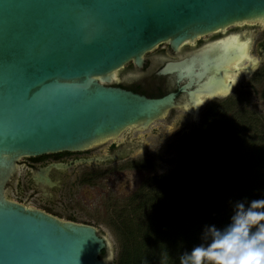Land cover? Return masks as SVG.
I'll use <instances>...</instances> for the list:
<instances>
[{"label":"water","instance_id":"obj_1","mask_svg":"<svg viewBox=\"0 0 264 264\" xmlns=\"http://www.w3.org/2000/svg\"><path fill=\"white\" fill-rule=\"evenodd\" d=\"M241 24L264 27V0H0V264H110V243L96 228L6 198L17 161L147 130L180 107L176 93L148 98L112 87L118 72L128 63L141 69L160 45L174 53ZM247 43L168 61L157 75L186 80L178 92L194 114L198 97L230 92L233 78L224 84L221 67L241 62Z\"/></svg>","mask_w":264,"mask_h":264},{"label":"flooded vegetation","instance_id":"obj_2","mask_svg":"<svg viewBox=\"0 0 264 264\" xmlns=\"http://www.w3.org/2000/svg\"><path fill=\"white\" fill-rule=\"evenodd\" d=\"M261 31L262 26L257 24L230 26L223 31L199 37L193 43H184L174 53L168 51L167 45H160L144 55L141 69L134 68L130 63L126 64L122 71H119L120 75L118 72L119 76L117 75L111 86L148 98L176 93V102L180 107L168 113L176 114L172 127L199 129L204 113L213 111L211 108L215 105L226 103L228 106L233 100L229 95L238 84L244 87L243 89L246 86L254 89V78L259 75L262 67L264 49L261 43L255 46L258 61L254 62L248 45ZM242 33L248 38H244ZM245 41H248L244 44L245 58L235 66L227 64L221 67L225 74L222 81L224 84L230 82V77L233 78L230 92L214 98L198 97L201 102L197 104L194 114L185 109L192 105L189 96L178 92V88L185 84L186 80L176 84L171 76L157 75L158 70L168 61H180L202 52L214 57L222 53L220 48L223 45H228L225 49L230 51L232 47ZM253 63L255 66L251 72H241ZM236 71L240 72L239 77L233 74ZM156 132V128H151L148 133L140 135L138 131L126 130L115 139L82 151L59 152L19 160L14 175L6 185V198L59 220L92 227L93 224L80 216L83 208H102L104 214L105 209H108L110 222L113 224L118 221L120 213L123 214L126 208L135 203V196L141 197L146 179L165 173L156 169V165L173 163V158H165L176 149L173 140L166 150H163L162 145L148 146L149 143L145 141L155 138ZM97 232L103 236L98 230ZM102 259L107 260L105 251Z\"/></svg>","mask_w":264,"mask_h":264},{"label":"trees","instance_id":"obj_3","mask_svg":"<svg viewBox=\"0 0 264 264\" xmlns=\"http://www.w3.org/2000/svg\"><path fill=\"white\" fill-rule=\"evenodd\" d=\"M234 106L204 113L176 167L145 180L141 197L112 224L118 251L110 264H179L207 242L206 227L231 223L238 202L264 199V126Z\"/></svg>","mask_w":264,"mask_h":264},{"label":"clouds","instance_id":"obj_4","mask_svg":"<svg viewBox=\"0 0 264 264\" xmlns=\"http://www.w3.org/2000/svg\"><path fill=\"white\" fill-rule=\"evenodd\" d=\"M207 242L179 257V264H264V199L238 202L223 230L205 229Z\"/></svg>","mask_w":264,"mask_h":264},{"label":"rangeland","instance_id":"obj_5","mask_svg":"<svg viewBox=\"0 0 264 264\" xmlns=\"http://www.w3.org/2000/svg\"><path fill=\"white\" fill-rule=\"evenodd\" d=\"M242 36L244 38H248L247 35L242 33ZM259 43L262 44V47L264 49V27H262V31L259 35L255 36L251 39L249 43V54L253 58L254 62L258 61V56L255 54V46ZM264 56V55H263ZM124 70V69H123ZM122 71V70H121ZM120 71V72H121ZM119 72V75H120ZM254 79H256V82H254L253 87L254 89H249L247 86L245 89L244 87L240 86L239 84L237 87L232 91V93L229 95L231 97V100L233 104H235L234 109H238V111L242 112L245 111L246 113H251L255 116V118L259 119L262 125L264 126V99L261 97L262 90L264 89V59L262 61V67L260 69V72L258 73ZM118 75V76H119ZM253 79V81H254ZM245 83V82H244ZM261 91V92H260ZM235 100V102H234ZM232 110L231 112H233ZM176 114H168L165 118L158 120L154 122L147 130L145 131H138L140 135H142L144 132L148 133L149 129L156 128L157 129V135L155 138H148L145 140L149 143L148 146H163V150H166L169 148V145L171 144V141L173 140L176 145L173 149V154H168L165 156V158H173V163L168 165L165 163H162V165L157 164V168L161 171H171L174 169L178 163L179 156L181 153V148L184 146V144L190 143L194 140L196 133L199 129H178L172 127V123H174L176 119ZM230 114H228V117ZM185 134H188V136H184ZM167 145V146H166ZM166 146V147H165ZM83 212L80 214L81 217H85L86 220H88L93 226L103 235L105 236L109 243L112 250V260L116 256V253L118 251V241L116 238V233L113 230L112 223L110 222V214L108 215V209H105V214L100 208V210L96 207L92 208H83ZM111 260V261H112Z\"/></svg>","mask_w":264,"mask_h":264},{"label":"bare ground","instance_id":"obj_6","mask_svg":"<svg viewBox=\"0 0 264 264\" xmlns=\"http://www.w3.org/2000/svg\"><path fill=\"white\" fill-rule=\"evenodd\" d=\"M225 81V80H224ZM224 83V82H223ZM201 102V101H200ZM193 103V102H192ZM197 107V106H196Z\"/></svg>","mask_w":264,"mask_h":264}]
</instances>
